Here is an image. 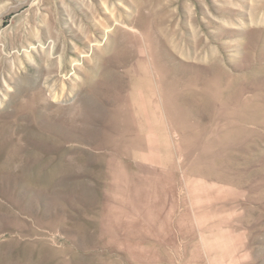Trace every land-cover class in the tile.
<instances>
[{
	"label": "rangeland",
	"instance_id": "374dc122",
	"mask_svg": "<svg viewBox=\"0 0 264 264\" xmlns=\"http://www.w3.org/2000/svg\"><path fill=\"white\" fill-rule=\"evenodd\" d=\"M0 264H264V0H0Z\"/></svg>",
	"mask_w": 264,
	"mask_h": 264
},
{
	"label": "bare ground",
	"instance_id": "6f19581e",
	"mask_svg": "<svg viewBox=\"0 0 264 264\" xmlns=\"http://www.w3.org/2000/svg\"><path fill=\"white\" fill-rule=\"evenodd\" d=\"M201 100V99H200Z\"/></svg>",
	"mask_w": 264,
	"mask_h": 264
}]
</instances>
